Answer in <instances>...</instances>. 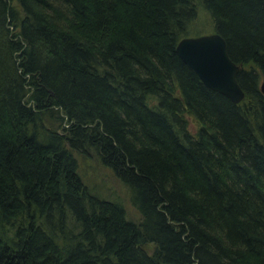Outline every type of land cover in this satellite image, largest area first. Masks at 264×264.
Masks as SVG:
<instances>
[{"label":"trees","instance_id":"1","mask_svg":"<svg viewBox=\"0 0 264 264\" xmlns=\"http://www.w3.org/2000/svg\"><path fill=\"white\" fill-rule=\"evenodd\" d=\"M198 10L237 104L174 51ZM261 83L264 0H0V264H264ZM89 150L137 223L78 177Z\"/></svg>","mask_w":264,"mask_h":264},{"label":"water","instance_id":"2","mask_svg":"<svg viewBox=\"0 0 264 264\" xmlns=\"http://www.w3.org/2000/svg\"><path fill=\"white\" fill-rule=\"evenodd\" d=\"M180 61L204 88L225 97L231 104L244 98L237 82L239 66L228 59L223 39L215 33L181 39L175 46ZM264 95V84L260 85Z\"/></svg>","mask_w":264,"mask_h":264},{"label":"rangeland","instance_id":"3","mask_svg":"<svg viewBox=\"0 0 264 264\" xmlns=\"http://www.w3.org/2000/svg\"><path fill=\"white\" fill-rule=\"evenodd\" d=\"M199 9V8H198ZM211 22L208 15H205L201 10L197 12V18L192 24L190 38L195 36L208 35L211 33ZM58 123L52 127L59 131ZM71 155L75 158L77 174L88 189L94 192L100 198L109 200H117L122 205L125 212V217L135 223L139 220V212L135 210L129 199V190L124 186L109 169L98 163L96 155L89 150L84 155L76 154L71 151ZM146 252H150L148 245H142Z\"/></svg>","mask_w":264,"mask_h":264}]
</instances>
